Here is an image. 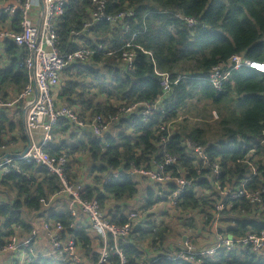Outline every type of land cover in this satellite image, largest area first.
<instances>
[{
	"label": "trees",
	"instance_id": "1",
	"mask_svg": "<svg viewBox=\"0 0 264 264\" xmlns=\"http://www.w3.org/2000/svg\"><path fill=\"white\" fill-rule=\"evenodd\" d=\"M6 1L0 0V3ZM104 2L107 14L118 16L131 11L133 17L116 25L102 23L89 33H83L84 25L92 22L94 3L92 0H65L64 16L57 26L58 51L65 55L89 49L94 54L88 65L65 70L66 80L62 81L64 84L55 97L56 102L72 109L81 121L91 122L96 116L117 117L123 108L158 101L163 92L155 69L169 74L173 82L178 78L180 81L166 101L165 117L154 113L146 122L136 115L114 122L112 129L117 130V135L107 138L108 147L79 129L81 134L73 133L76 126L67 120L60 121L52 131L54 144L45 148L48 156L67 157V177L75 184L79 177L75 168L80 159L78 155L88 153L92 169L99 177L94 179L93 186L85 187L83 199L97 201L102 210L107 202H114L117 206L110 210L107 218L113 225L124 226L129 215L125 202L138 196L139 182L125 174L112 179L109 175L122 168H151L154 162L161 164L165 156L160 147L162 140L167 139L166 152L178 159L174 166L166 168L167 174L192 181V188L181 198L177 208L169 209L201 212L209 228L215 225L219 214L216 237L241 239L248 234L264 232V75L242 68L229 76L221 92L214 91L206 81L214 67L226 64L233 56L264 64V0ZM20 18L19 13L14 17L16 32L20 31ZM187 19L194 20L196 25L189 26ZM5 22L6 18L0 20V26ZM73 32L81 35L74 38ZM0 44H3L0 48H4L6 61L1 64L0 52V100L6 101L18 96L29 83V73L23 67L28 53L9 41ZM129 44L136 51L132 72H128L123 63V54L129 51ZM201 102L211 104L221 114L222 110L230 113L228 119L221 122L222 138L226 142L220 139L217 144H211L206 129L186 132L183 127L171 133L170 124L175 123L190 104ZM20 113L21 119L16 123L8 113H0V150L15 143V139L6 140V137L17 129L21 131V109ZM21 138L26 141L23 134ZM188 142L206 149L210 166L205 168L200 157L189 156ZM251 153H254L253 158H250ZM215 162L220 165L221 175L218 179L208 178ZM250 164L257 171L245 187L251 197L227 199L225 210L217 213L222 192L239 189L240 182L250 174ZM17 166L20 172L5 175L0 181L18 194L15 202L0 205L1 246L15 235L14 227L20 229L19 241L30 235L33 229L22 219V213L40 212L44 209L40 201L48 202L60 191L57 177L43 167L22 161H18ZM145 185V206L143 212L139 211L142 216L166 200L159 198L156 188ZM175 188V183L167 186L170 190ZM252 196H258L261 205H254ZM49 219L63 225L65 236L74 235L82 244V254L89 255L90 237L86 231L69 230L73 218L68 209ZM142 227H133L130 237L120 242L128 264L149 263L140 252L141 243L149 242V247H155L159 245L157 242L164 244L166 241L168 229L164 225L149 222ZM170 254L171 251L162 252L153 264H264V258L242 249L234 253L221 252L214 257L197 256L191 263L168 261L165 255ZM51 257H39L33 264H71Z\"/></svg>",
	"mask_w": 264,
	"mask_h": 264
},
{
	"label": "built area",
	"instance_id": "2",
	"mask_svg": "<svg viewBox=\"0 0 264 264\" xmlns=\"http://www.w3.org/2000/svg\"><path fill=\"white\" fill-rule=\"evenodd\" d=\"M95 10L92 12V22L85 24L83 33H89L91 29L96 28L102 23L116 25L128 18L133 17V12L129 11L118 16L107 14L104 0H92ZM65 0H41L42 11L39 16L38 23L32 18L33 0H13L12 2L0 3V20L6 18L5 24L0 26V42H12L20 48H24L28 57L23 60V67L29 73V83L22 93L14 99L6 101L0 100V111L10 109L16 106H22L25 109L24 124L25 132L30 142L28 152L18 158L5 160L0 163V175L5 176L13 172H20L17 166L18 161L26 164L35 163L43 167L51 175L57 177L60 183V191L51 197L54 200L57 197H65L76 206L71 209L74 219L79 214L83 215L89 222L90 229L95 232L103 245V250L99 252L100 258L96 264H128L123 250L120 248V242L128 239L132 232L133 224L142 223L143 216L139 212L129 211L128 222L124 226H116L109 222L107 215L101 210L97 201H87L83 199L85 188L77 181L72 184L67 177V168L69 160L66 156L59 159L51 158L45 151V148L54 144L52 137L53 129L62 120H67L82 131L91 134V136L101 143H106L107 138L111 137L113 123L123 118H131L137 116L142 118L144 122L148 121L154 113H160L166 116L168 107L167 99L170 97L172 89L178 84L180 78L175 82L169 74L161 73L154 70L155 75L160 78V87L163 96L154 103H138L129 108L120 110L117 117L109 116L103 118L96 116L91 122L81 121L74 111L66 106L59 105L54 99V92L59 88L61 83V75L67 68L76 66H85L91 60L93 52L89 49H80L71 54L62 55L58 51L59 37L57 26L64 16ZM20 14V31L16 32L14 25V17ZM189 26L196 25L192 19L186 20ZM81 35L79 32H73L74 38ZM129 51L123 54V63L128 72L133 71L136 59V51L134 47L127 45ZM99 50L102 47H98ZM143 52L142 49L139 48ZM242 68H248L264 74V64L246 60L243 56H233L226 64L214 67L206 76V81L214 90L221 92L227 82L229 76L233 72L240 71ZM41 136V141L37 143V137ZM112 138V137H111ZM108 147V145H105ZM167 139L162 140L163 152L165 158L161 164L153 163L151 168L135 166L128 170L125 168L113 171L109 175V179L119 178L122 174L128 175L132 179L140 181H148L155 184L158 190V196L166 199L163 205L167 208L175 209L179 201L185 196L188 189L192 188V181L184 178H173L167 174L166 168L174 166L178 159L170 157L166 152ZM190 149L189 156L200 157L205 168L210 166L206 149L204 147L194 145L188 142ZM27 160L29 163H27ZM251 170L248 177L241 181V187L237 190L228 189L222 192L223 199L217 204L216 211L221 213L225 210V200L240 199L242 197H251L245 187L252 181V177L256 176V168L251 164ZM221 175L220 165L215 162L211 165V174L208 178L218 179ZM175 183L174 190L167 189L169 184ZM160 186V189L158 188ZM217 186V185H216ZM254 205H261L258 196H252ZM44 206L45 201H40ZM220 220V215L216 217L215 224ZM72 228V227H71ZM217 228V227H216ZM19 228L15 229V235L4 245H0V254H13L20 245L18 239ZM43 231L52 247L54 256L61 261H69L71 264H87L82 256V248L78 246V239L66 237V230L60 223L46 221L43 223ZM185 246L188 248L186 249ZM192 246L185 243L181 248L177 249L170 255H165L166 259L171 262L184 261L191 263L194 255L190 250ZM239 249L247 250L258 258H264V232L261 234H248L240 240L233 237L217 236L216 243L213 248L202 251L203 256H218L221 252L234 253ZM115 259L114 263H110L109 259ZM159 257H156L153 264ZM152 260V259H151ZM150 260V261H151Z\"/></svg>",
	"mask_w": 264,
	"mask_h": 264
},
{
	"label": "rangeland",
	"instance_id": "3",
	"mask_svg": "<svg viewBox=\"0 0 264 264\" xmlns=\"http://www.w3.org/2000/svg\"><path fill=\"white\" fill-rule=\"evenodd\" d=\"M9 1L10 0H8L6 2H9ZM60 79L62 81L66 80L64 72L62 73ZM63 84H64V82L60 83L59 88L54 92V99L59 94V92L61 91ZM214 91H216V90H214ZM222 112L224 115L219 113V111L215 107H213L211 104L206 103V102H201L198 104H190L188 109L186 111H183V114L176 120V122L175 123L173 122V124H170L169 129H170L171 133L180 129V128H183V127H184L186 132H191L194 129H206L207 130V140L210 141L211 144H214V145L217 144L220 141V139L223 142H226V139L222 138L221 122L226 121L228 119L227 116L230 115V113L228 111H224V110H222ZM215 114H217V115H215ZM20 119H21V117H20ZM24 128H25V124H24ZM24 134H25V137L28 139L25 130H24ZM113 134L115 136H113L112 138H115L116 132H113ZM40 139H41V136H40V138L38 136L37 137V143H39V141H41ZM28 142H29V140H28ZM97 142H99V141H97ZM99 143H101V142H99ZM101 144L104 147H106L105 145H108L107 141H106V143H101ZM78 156L80 159L77 160V163H75V168H76L77 174L81 175L82 172H86V174H88L87 180H89L87 182L93 184L94 179L99 177V174L94 173L92 166H91V161H90L91 159H90L89 154L86 152H80ZM253 157H254V153H251L250 158H253ZM87 182L83 181L82 185H85ZM145 186L143 184L139 183V194H138V196L136 198H133L132 200H129L128 202H125L126 207L130 211V213L136 212V211H142L143 212L142 209L145 206V192L143 191V188H145ZM51 202H52V200L49 199V201L46 203L48 205ZM60 204L62 206H65V203H60ZM112 204H113V207L116 206V204H114V202ZM75 207L76 206L74 205V203L71 202L69 209H74ZM110 208H111V206H109V202H107L104 209L108 210ZM102 211L104 212V210H102ZM32 214L33 213H31V212H25L24 213V220L26 221L29 218V216ZM149 216H152L153 218H149ZM143 220L144 221L142 223H149V222L153 221L155 225H157V226L164 225L168 229V232L166 233V241L164 242V244L157 242V243H159V245H157L155 247H148L146 243H141L139 245L140 252L143 254V256H144V254H147V253L148 254H158V253H162V252H166V251H171V253H173L177 249L181 248V246L184 243H185V245H186V243H189L196 250H198V248L201 246L202 247L210 246V249H211V248H213V246H211V244L213 242V239H215V232L217 230L216 227H219L218 226L219 223L217 225L215 224L212 228L205 226V219H204L203 215L201 214V212H190V211H188V212H175V210H171L167 207L155 208V210H153L152 212L144 215ZM137 224L140 225L139 222H136L133 224V226L136 227ZM42 225H43V220L39 219L37 222V227H36V232H37V238L36 239L41 238L43 240V244L45 245L46 250L50 251V247L47 244V240H46V234L42 230ZM208 230H211L212 232L209 233ZM131 234H132V232H131ZM66 237L76 238L74 235H66ZM90 242H91V240H90ZM100 242H101V240H100ZM97 244H98V242H97ZM148 244H150V243L148 242ZM90 247H92V245H90ZM102 247H103V245L101 243L100 247H97L94 251L90 252L89 255L87 254V256H86V255L82 254L85 262L87 264L98 263L99 258H100L99 252L101 250H103ZM2 255L7 256L8 254H0V256H2ZM56 260H58V259L56 258ZM66 262L71 263L69 261H66ZM109 262L114 263L115 259L110 257ZM25 264H27V263H25Z\"/></svg>",
	"mask_w": 264,
	"mask_h": 264
},
{
	"label": "crops",
	"instance_id": "4",
	"mask_svg": "<svg viewBox=\"0 0 264 264\" xmlns=\"http://www.w3.org/2000/svg\"><path fill=\"white\" fill-rule=\"evenodd\" d=\"M13 0H10L9 2H12ZM42 11V7H41V0H33V10H32V18L34 20L35 23H38L39 21V16L40 13ZM3 43V42H0ZM3 45V44H0ZM0 52H1V64H5V55H4V48H0ZM62 83V80H61ZM58 103V102H57ZM59 105H61L60 103H58ZM22 106H16L10 109H5L0 111L1 112H5L8 113L9 116L11 117L13 122H19V119L21 117V113H20V109L22 111V126H21V131H19L18 129L16 131H14L12 134L8 135L6 137V140L11 139H15V143H12L9 147L4 148L2 150H0V163L4 162L5 160H10V159H16L19 156H21L25 150L29 149V144L30 142H28V139L25 137L24 134V114H25V109L22 110ZM79 128L75 127V129L73 130V133H79L81 134V132H79L78 130ZM82 131V130H81ZM85 132V131H83ZM113 132H116L117 135V130H113L111 133V137L115 136L113 134ZM86 134H88L87 132H85ZM24 135L26 141H23L21 138V135ZM82 135H79V138L81 139ZM87 136H91V134L87 135ZM40 138V136H39ZM11 156V157H10ZM90 165V164H89ZM88 174H86V172H82L81 175H79L78 177V181L82 184L83 181H89L88 179ZM3 176L0 175V181L2 180ZM139 183L143 184L145 186V184H149L151 186V188H156L155 184H150V182L146 181H140ZM33 186H35L33 184ZM88 186H93V184L91 183H86L84 185V188L88 187ZM17 191L16 190H11L10 187L6 184L1 185L0 184V205L3 204H9V203H13L17 200ZM60 203H65V206H62ZM113 202L109 203V206H111L110 209L105 210L104 212L106 213V215L108 216L110 210L113 208ZM60 204V205H59ZM70 204L71 202L69 201V199H66L65 197H57L54 200H52L51 203H49L47 206H43V210H41L40 212H31L33 213L32 215L29 216V218L25 221L24 220V213H22V219L25 221L26 224L30 225L32 230V233L28 236H26L24 239H22L20 242V245L18 247V249L15 251L16 253L13 254H8L6 255H2L0 256V264H33L37 261V259L40 258H47V257H54V252L51 250L52 247L49 244V241L46 237L47 240V244L50 247V251L46 250L45 245L43 244V240L41 238L36 239L37 238V232H36V227H37V222L39 219L43 220V223L46 221H53L50 220L49 218L53 215V214H61L64 213L66 211V209H68V212H70L71 217L73 218V224L70 225L69 230H77V231H86L90 237V245H92V247H90V252L94 251L97 247H100V238L99 236L93 232L91 229H89V222L87 221V219L79 214L77 216L76 219H74V217L72 216V211L70 208ZM115 204V203H114ZM124 206V204H122ZM117 206V205H116ZM160 208H163V205L159 206ZM139 212V211H136ZM49 213L51 214V216H49ZM153 222V221H152ZM149 223H140V225L137 224L136 227H141L143 225H146ZM72 227V228H71ZM134 227V226H133ZM18 227H14V231L15 229ZM133 229V228H132ZM42 230H43V225H42ZM44 232V231H43ZM19 239V238H18ZM217 237L215 236V239H213V242L211 244V246H213L216 243ZM98 242V244H97ZM147 246L149 247V244L146 243ZM78 246L79 248H82V244L78 242ZM194 248V247H193ZM210 248V246H204V247H199L198 251H204V250H208ZM162 255V253H158V254H144V259L147 262H150L151 259ZM51 257V258H52Z\"/></svg>",
	"mask_w": 264,
	"mask_h": 264
},
{
	"label": "bare ground",
	"instance_id": "5",
	"mask_svg": "<svg viewBox=\"0 0 264 264\" xmlns=\"http://www.w3.org/2000/svg\"><path fill=\"white\" fill-rule=\"evenodd\" d=\"M27 163H29V161L27 160ZM20 171V170H19ZM217 213H219V212H217ZM73 216V215H72ZM74 217V216H73ZM261 233H263V232H261ZM260 233V234H261ZM236 240H240V239H236ZM185 248L187 249L188 247L187 246H185ZM189 249V248H188ZM190 252H191V254H193L194 255V258L195 257H197V256H203V255H201L202 254V251H198V250H196L195 248H193L192 247V249L190 250ZM194 258H193V260H194ZM192 260V261H193Z\"/></svg>",
	"mask_w": 264,
	"mask_h": 264
},
{
	"label": "water",
	"instance_id": "6",
	"mask_svg": "<svg viewBox=\"0 0 264 264\" xmlns=\"http://www.w3.org/2000/svg\"><path fill=\"white\" fill-rule=\"evenodd\" d=\"M27 152H28V149H27V150H25V152H24L22 155H25ZM22 155H21V156H22ZM10 157H11V156H10Z\"/></svg>",
	"mask_w": 264,
	"mask_h": 264
},
{
	"label": "clouds",
	"instance_id": "7",
	"mask_svg": "<svg viewBox=\"0 0 264 264\" xmlns=\"http://www.w3.org/2000/svg\"><path fill=\"white\" fill-rule=\"evenodd\" d=\"M257 72V71H256ZM258 73H260V72H258ZM260 74H262V73H260ZM264 75V74H263Z\"/></svg>",
	"mask_w": 264,
	"mask_h": 264
}]
</instances>
